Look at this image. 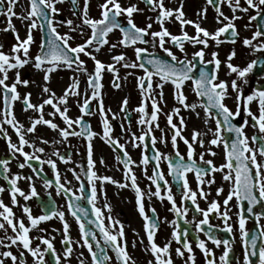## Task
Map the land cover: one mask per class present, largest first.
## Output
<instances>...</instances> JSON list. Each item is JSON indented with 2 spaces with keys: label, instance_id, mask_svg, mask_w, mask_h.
<instances>
[{
  "label": "snow or ice",
  "instance_id": "1",
  "mask_svg": "<svg viewBox=\"0 0 264 264\" xmlns=\"http://www.w3.org/2000/svg\"><path fill=\"white\" fill-rule=\"evenodd\" d=\"M5 0H0V14H3L8 18V23L4 31H11L14 36L16 43L11 46L10 52L6 53L0 50V99L3 101V108L0 109V125H8L15 132L18 143H13L11 138L8 136L6 129L0 126V134L7 141V148L12 158H15L16 154L23 157V162L17 164V167L23 169L25 167L31 168L32 165L29 163L31 160L40 161V157L35 153H43L42 147H37L34 142H30L25 138L26 133H34L38 125H45L49 129L57 131L63 141H66L69 136H80L88 141L87 145V171L85 173L87 179L88 193L86 197L83 195L84 185L81 184L80 188L77 189L81 195H70L68 198L67 211L74 217L77 225L79 226V240L75 243L78 247L87 249L88 254L91 258V264H110L111 257L108 256L106 249L111 248L115 253L117 264H135L129 256L124 241V228L118 220H113L111 216L107 217L108 226H105L104 217L101 210L95 207V201L98 197L97 181H99L100 188L99 194H104L103 185L105 182L115 184L119 188L129 187L128 183H121L113 180L109 176H98L94 171L95 161L92 158V144L91 140L94 136L98 135L91 131L90 127L82 119L84 115L92 114L91 101L96 100L98 102V113L100 116L101 125L103 128L100 139L104 143L113 147V151L118 148L123 153V158L119 154L116 155V160L123 164V172L125 181H130V187L135 193V204L136 209L143 219V229L147 236L146 251H150L154 258L155 264H173L170 256V244L171 240H175L180 247L176 248V255L184 257L187 252L185 264H194V253L192 243L188 239L189 229L185 228L183 232H178L179 225L175 220L168 222L172 225L171 240L164 243L163 246L157 245L154 240L155 233L159 226V219L149 217L145 213L143 204V197L145 193L141 191L136 182V176L132 172L130 165L134 163L128 156L124 145L119 144L117 140L111 136L112 128L106 117L105 109L102 105L101 88H102V73L108 71L113 74V87L119 88L118 83L119 77L115 63H122L125 68H140L143 71L142 76L136 77V84L140 91L141 101L140 104L134 111L140 115L137 120V124L145 126L141 128L140 135L135 133L131 134L130 142L132 147L143 145L145 138L149 137L153 146V155L151 159L155 161L152 175L148 176L147 179L151 185L155 186V191L149 189L147 195L149 197L155 196L157 199L163 201L167 200L171 205L169 211L174 213L181 219L184 218L185 214L189 211L184 206L185 201H190L192 210L195 213L202 215V219L195 220L193 218L195 232L193 233V243L195 248L199 249L204 255L205 264H216L213 258L212 249L208 248L206 241L199 238V233L204 232L213 245L219 248L223 245V252L219 256V264H231L229 253L232 247L231 242L228 239H220L212 234V225L209 224L210 214L215 213L223 224L221 229L224 232L231 234L233 232V225L229 222L231 216L229 215V204L230 201L235 199L236 207H241V202H247L246 211L249 216H254L257 221V232L249 233L246 228L247 216L242 211L237 212L236 224L239 230L240 239L244 247L243 264H253L251 258L258 257L256 264H264V225L260 224L259 221L264 217V213L256 212L254 206L257 204H264V90H253L251 94L247 96L242 95V92L237 83V79L244 80L247 73H249L257 61L253 60L249 62L245 67L240 68L231 63V60L235 56V50L229 52L226 60L223 62L226 68V74H235L237 79H233L230 82V87L233 93H235L236 110L232 111L226 104L225 100L230 98L229 94V82L219 79L218 71L221 65V60L218 58V53L213 51L211 53V60H205V49L209 47V40L214 41L219 45L222 41L220 39L222 34L229 33L234 39L238 37L234 21L240 19L235 13L237 10L240 12H248L249 9H254L256 15L249 16V21L257 19L261 16L262 10H264V0H244L246 7H241V0H206V4L212 5L216 12V21L221 26L216 28L214 32H209L207 29L200 26L199 23L186 19L183 12V0L178 7L166 8L164 6V0H144V3L149 7L150 11L157 13L155 22L159 25L158 31H150L152 23L149 22L145 27H138L133 21V14L138 11H142L137 7L136 4L123 7L119 0H103L98 5L99 7V19H93L88 16L89 0H83V8L81 11H73V15L81 21V25L86 26L90 29V35L83 43L71 46L69 41L73 39L70 32L81 28V25L73 26L71 19L65 21H57L55 17L59 13V9L56 7L58 3H63V0H28V6L24 9L26 14L18 15L15 13L14 8L18 3V0H7V7H4ZM70 3L75 6L77 0H70ZM227 3L228 7L232 9L231 17L224 15L221 10V4ZM206 8H202L198 11L197 15L201 19L206 17ZM126 17V25L119 21V17ZM12 17L20 21H28L26 25L27 34L25 38L21 39L19 34L16 32L13 24L11 23ZM151 21V18H149ZM175 20L180 25V34L174 35L165 28L164 24L166 21ZM38 21H43V24L39 25L42 29L44 25L47 27V37L41 38L40 49L35 56L29 55V48L33 42L32 30L38 27ZM63 23L69 27V31L60 34L57 31L56 24ZM185 25H191L195 29V35L190 36L185 30ZM247 27V25L245 26ZM114 29H118L121 33V38L117 44H112L111 48L117 46H135L137 43L148 44L150 41L145 37H152V46L155 48L157 45L162 49L168 57L171 58V62L159 59L155 56L145 58L142 56L143 53L147 52V49L141 47H134V53L136 60L129 63L125 55L120 53L111 57L114 63L104 64L100 60L96 59L91 52L88 51L92 48L94 51H100L101 47L108 44L107 36ZM81 35L83 36V29L81 28ZM264 36V18L261 19L260 25L257 30L252 33L251 38H244L242 44L245 47H250L255 51H264V43H253L257 41L258 37ZM188 42L193 45H202L200 49L192 53L193 60H188L185 56L184 59H179L169 48L165 47L166 43H171L175 48L179 49L180 52H184V43ZM3 45L0 44V49ZM89 57L94 63V70L88 74V87L91 89V94L86 95L82 103H78L79 111L81 116L75 119L70 118L67 107V100L69 96H78L79 92L78 84L79 81L75 77H71L72 82L64 89L63 95L56 97L55 93L47 86V82L50 80V73L56 71L59 68H66L75 72H85L88 70L85 67V61L80 59V55ZM199 60L202 65L199 68V75L195 77L192 75L193 69L196 68L195 61ZM31 64L36 70L43 72L44 85L42 86V93L46 94V98L42 99L40 104H33L30 100L31 93H24L23 96L18 91V85L27 87L30 83L27 79H21L20 69L25 65ZM210 64L214 65L211 71H206L203 65ZM149 65L150 67H147ZM10 71H14V78L11 83H8ZM131 75V73H129ZM156 77L155 83L153 78ZM186 81H191V89L195 95L200 98L199 106L203 108L204 115L206 117L205 123L208 119L215 120V129H209L213 133V138L208 140L207 143L210 146H217L221 143L224 145V163L216 166L212 160L204 159V152H201L200 161L206 165V167H199L193 160L195 153V145L199 144L201 148L204 147L205 141L200 138L201 133L193 130L191 134V140L185 138L182 135V131L185 127L183 118H180L179 126L173 122L174 116H179L180 108L173 107L172 110L166 113L167 125L170 130V140L173 150L177 149L178 138L183 141L186 145L187 162L184 157L181 156L179 151L175 152L177 157L175 163L169 162L168 174L173 177L181 185V204L177 207L175 199L170 191L168 182L165 180L164 174L159 170L161 159L164 161H170L168 154L161 153L155 149L156 137L152 133L153 126L159 128L158 113L161 111L158 106L163 103V88L165 84H171L173 89V97L177 103L184 109H190L195 112L197 116L199 113L196 112L198 105L196 103H186V96L183 93V85ZM246 82V80H245ZM157 90H159L157 92ZM145 100H151V113L150 116L145 112ZM20 101L22 104V111L27 112L32 110L36 113H41L37 118H29L30 124L25 128L15 117L13 112V103ZM256 102L258 106V115L253 113L250 109V104ZM128 101L125 98L120 105L122 112H126V105ZM45 105L51 106L53 111L49 112L48 115L55 117L59 115L66 127L60 128L51 119H45L43 116V108ZM63 106V108H61ZM110 111V110H109ZM243 112L242 121L237 124L233 120L241 115ZM251 118L252 126L258 129L259 135H254L252 144L249 145V138L245 135L244 129L249 124ZM116 115L113 114V119ZM130 122V121H129ZM79 128L76 131L73 126ZM123 131V125H121ZM130 132L131 129L129 128ZM161 131L160 143H165L163 129ZM222 132L229 133L230 135L225 138L222 136ZM234 134V135H233ZM40 142L47 144L48 141L40 138ZM61 141H57L60 143ZM25 146L33 149L32 153L24 151ZM209 155H216L212 151L211 147L207 150ZM53 156L59 158L63 163H68L71 160L70 154H61L58 150L53 151ZM260 157L258 160L257 157ZM49 165L53 176L55 177V188L57 194L65 193L70 194L72 190L65 187L66 184L70 183L67 178L64 182H61V177L57 171L56 162L51 158L40 161ZM103 163V159L100 161ZM149 158L142 153L140 164L147 165ZM8 159H0V176L6 181L8 188V194L10 196L11 204L13 206L18 205L17 196L23 198L24 201H28L31 197H35L37 192L35 187L31 184L32 177H24L20 174L8 175L10 169L8 167ZM227 170V171H225ZM35 171V169H33ZM42 171V169H41ZM72 171V169H69ZM215 172H221L222 179L229 182V190L227 195L222 201L223 210H221V203L216 199L211 200L206 208H201L198 203V199H207L208 193H206L202 185H212L215 183V178L212 176ZM187 173L195 174L196 190L190 187L187 179ZM73 176L79 181L80 176L73 171ZM211 176V178H206ZM25 179L29 181V191L25 193L19 186L18 180ZM160 182H163L161 184ZM45 187H50L52 182L46 178L43 179ZM6 189L0 186V192H4ZM223 192L222 187L216 189V195L219 196ZM86 199L89 205H92V215L95 220H89L88 223L93 225L95 229H98L100 238L103 240V246L97 239V235L92 228H85L82 219H86L88 213L84 207L78 202ZM22 209V213L26 216L28 225L26 226L22 219L16 218L12 211V208L5 205L3 201H0V229L5 232L4 237L0 238V247L4 249H10L12 246H16L18 254H14L11 250L0 251V264H5L6 260H10L11 264H26L25 253L31 255L34 259L35 264H46L45 253H51L55 259L56 264H60V258L57 256L51 240L39 237L40 242L44 245L43 248L40 245L35 247L31 246L32 240L29 236L31 229L36 228L39 223L47 221L53 217L60 220L63 226V238L61 244L64 246L63 256L65 264H67L68 257L73 252V241L71 239L69 229L70 225L65 219V213L63 211H57L53 206L50 212H46L43 215L33 217L30 208L27 205H18ZM47 205H45L46 207ZM105 208L109 209L110 205L105 203ZM155 213V209H150ZM185 223H190L185 221ZM207 225V230L203 226ZM116 226H119L118 228ZM11 229L12 235H8V229ZM111 229V230H110ZM43 231V229H40ZM7 241V243H5ZM135 246V245H133ZM99 249V252L96 251ZM83 257V253L80 254ZM79 264H85V260L82 258L79 260ZM148 264H153V261H148Z\"/></svg>",
  "mask_w": 264,
  "mask_h": 264
},
{
  "label": "flooded vegetation",
  "instance_id": "2",
  "mask_svg": "<svg viewBox=\"0 0 264 264\" xmlns=\"http://www.w3.org/2000/svg\"><path fill=\"white\" fill-rule=\"evenodd\" d=\"M226 3L221 4V8L225 7ZM4 7H7V0L4 2ZM212 11L215 12V9L212 5H209ZM241 7H246L244 4V0H241ZM147 8V7H146ZM71 10V9H70ZM149 10V9H148ZM15 13H18V9L14 8ZM81 11V6L79 5V1L77 4V12ZM256 12L254 9H249L248 12L245 13V17L247 16H254ZM71 17H73V26L81 25V21L77 18V16L73 15V11L71 10ZM12 17L11 23L15 25H19L17 19H13ZM258 18H264V10L261 12V16H258L257 19L249 21V25L252 27V30L255 32L257 30L256 21ZM67 19L59 18L58 21H65ZM8 23V18L5 17L3 14H0V44L3 45V48L0 49L6 53L10 52L11 46L16 43L15 36L11 31H4ZM64 25L63 23H60ZM5 26V27H4ZM57 28V27H56ZM81 28L83 29V36L81 35ZM81 28H76L75 31L70 32L69 35L73 37L72 40L69 41L71 46H76L77 44L83 43L85 39H87L88 35H90V29L86 26L81 25ZM35 32H32L33 42L29 48V55L35 56L40 49V42L43 36L41 29L35 28ZM57 31L60 34H64L69 31V27L66 29L57 28ZM20 38H25L27 32L16 31ZM238 32V31H237ZM239 33L238 37L235 40V43H232L235 47L239 43ZM264 43V36L258 37L257 41H253V43ZM193 44L185 42L184 47L191 46ZM195 46V45H193ZM165 47L169 48L173 51H180L179 49L172 46L171 43H166ZM233 49V48H232ZM190 49L186 48L187 52ZM246 55L252 59L249 60H259V58L263 59L264 61V51H253L252 48L246 47L245 49ZM92 55H96L95 51L92 48L88 49ZM157 55H166L163 51L157 50L155 52ZM188 54V53H186ZM96 57V56H95ZM179 59H184L185 57L177 56ZM170 58V57H169ZM80 59L85 61V67L87 68L88 72H75L73 70H69L66 68H59L56 71L50 73V80L47 82V86L51 89L52 92L55 93L56 97L63 95L64 89L72 82L70 79L71 77H75L78 81V89L79 92L78 96H69L67 100V107L68 113L67 115L75 119L78 116H81L79 111L78 103H82L83 99L86 95L91 94V89L88 87V74L94 70V63L93 61L83 54L80 55ZM97 59V58H96ZM103 59V58H100ZM171 59V58H170ZM188 60H193L192 56L187 58ZM210 58L207 57L205 60H209ZM199 62V60H196ZM195 61V62H196ZM206 65V64H205ZM110 73V72H109ZM9 80L8 83L12 82L14 78V71H10L8 73ZM110 75L113 74L110 73ZM138 73L132 72L131 75L122 76L119 78L118 83L120 85L119 88L113 87L115 83L113 78L111 77V81H106L104 75L102 73V88L100 90L103 108L105 109L106 117L111 125L112 132L111 136L113 139L117 140L119 144H123L128 156L131 158L134 163L130 165L132 172L136 176V182L139 188L143 193H145L143 197V204L145 208V213L149 217H154L159 219V226L155 233L154 240L159 246H163L164 243L169 242L171 240V231L172 225L168 222L175 220L179 225L177 231L183 232L185 228L189 229L188 239L190 243H192L193 253H194V264H205L204 255L200 252L199 249L195 248V244L193 243V233L195 232V226L193 218L195 220L202 219V215L195 213L192 210V205L190 201H185L184 206L189 209V211L185 214L184 218L181 219L180 217L176 216L174 213L169 211L171 205L165 199L163 201L157 199L155 196L149 197L147 193L149 189L155 191V186L151 185L150 181L147 179L148 176L152 175V170L155 164L154 162H150L147 165H141L140 159L142 153L148 157L149 149L151 148L153 152V146L151 143V139L149 137L145 138V142L143 145H139L137 147H132L130 142L131 134L135 133L137 136L140 135L141 128L145 126H141L137 124V120L139 117V113L134 111L140 104V101L135 99L132 96L133 90L139 91V88L136 84V77ZM194 76V75H193ZM20 77L21 79H27L30 81L27 87L23 85H18V91L23 96L24 93H31L30 100L33 104H40L43 98H46V94H43L41 89L44 85L43 81V72L36 70L32 67L31 64L25 65L23 68L20 69ZM156 78V77H154ZM153 78V79H154ZM158 79V78H156ZM246 80V82H245ZM239 88L242 92V95L247 96L251 94L252 91L255 90H264V68H260L258 70L253 69L247 73L244 80L238 79ZM170 87L171 91L172 85L165 84ZM184 85L189 87L190 92L193 96L196 97L195 93L191 89V81H186ZM127 98V105H126V112H122L120 109L121 102ZM200 102V101H199ZM92 106V114L91 115H84L82 117L83 121L87 123L90 127L91 131L97 133L98 135L94 136L91 140L92 144V158L95 161L94 171L97 173L98 176H109L113 180L121 182V183H128L129 187L126 188H119L115 184L105 182L103 185L104 194H99L100 184L97 181V189H98V197L95 201V207L101 210V213L104 217L105 226H108L107 217L111 216L113 220H118L123 225L124 228V241L123 243L126 246V250L131 257V260L135 262V264H148V261L152 260L153 264H155L154 258L151 255L150 251H146L145 248L147 246V236L143 229V219L140 217L135 204V193L134 190L130 187V181H125L124 179V172H123V164L119 163L116 160V155L119 154L121 158H123V153L117 148L116 151H113V147H110L108 144L104 143L103 140L100 139V134L103 132V128L100 121V116L98 113V102L93 100L90 102ZM3 108V101L0 99V109ZM63 108V106H61ZM250 109L253 113L258 115V106L256 102H252L250 104ZM110 110V111H109ZM53 111L51 106L45 105L43 108V116L45 119H51L54 123H56L60 128L66 127L63 121L60 119L59 115L55 117L49 116L48 113ZM13 112L16 119L26 127L30 124V117L37 118L41 113L33 112L32 110H28L27 112L22 111V104L20 101H16L13 103ZM113 114L116 115V118L113 119ZM241 116L243 119V112L241 111ZM159 121L161 122V129L165 130L167 133V138L171 143L170 140V130L167 125L166 117L161 115L159 116ZM249 124L251 128L252 135L254 133H258V129L255 130L250 125L251 118L249 117ZM130 121V122H129ZM173 122L179 126L178 120L173 119ZM121 125H123L124 130H121ZM3 126L8 136L11 138L13 143H18V138L12 128L8 125H0ZM76 131H79V128L75 125L73 126ZM131 129L129 132L128 129ZM152 133L155 136V130L152 128ZM259 134V133H258ZM251 135V136H252ZM47 140L48 143L44 144L40 142V138ZM156 137V136H155ZM25 138L28 139L30 142H34L37 147H42L44 149L43 153H35V155L40 157V161L47 160L51 158L56 162L57 171L61 177V182H64V179L70 182L65 185V187L70 188L72 192L70 194L60 193L57 194L55 188V177L53 176L49 165L46 163H41L37 160H31L29 163L32 165L31 168L25 167L20 169L17 167V164L23 162V157H20L19 154H16L15 158H12L8 148H7V141L3 138V135L0 134V159H8L9 164L8 167L10 169L8 175L11 176L12 174H20L24 177L31 176V184L35 187L37 195L35 197H31L28 201H24L22 197L17 196L18 205H27L30 208L31 214L33 217L43 215L46 212H50L53 208L57 211H63L65 213V219L70 225L69 233L71 236L73 243V252L70 257L67 259V264H79L80 259L85 260V264H91V258L88 254L87 249L78 247L75 243L79 240V226L77 225L74 217H72L67 211L68 205V198L70 195H81L77 189L80 188V185H84V192L83 195L86 197L88 193L87 189V179H86V171H87V145L88 141L85 140L83 137L80 136H69L66 141H63L62 138L59 136L57 131L49 129L45 125H38L34 133H26ZM57 141H61L57 143ZM155 149L159 150L161 153L163 151V143H160L159 140L156 138ZM179 145V140L177 141V147ZM59 151L61 154H70L71 160L68 163H63L59 160L58 157L53 156V151ZM24 151L32 153L33 149L30 147L25 146ZM224 157V155H222ZM216 157L218 156H210ZM259 160V156L257 157ZM101 159H103V163H101ZM205 159V157H204ZM187 162V159H185ZM196 162V165L199 167H206L201 161L200 158H193ZM208 160V159H205ZM176 160L164 161L161 159L160 161V171L164 174L165 180L168 182L170 191L175 199L177 207H180L181 204V185L180 182H177L173 179L172 176L168 174V164L169 162L175 163ZM214 165L219 166L221 163L212 161ZM225 161H223L224 163ZM35 169V171H33ZM42 169V171H41ZM72 169V171H69ZM73 171L80 176V180L78 181L73 176ZM227 171V170H225ZM187 179L190 184V187L193 190H196V181H195V174L194 173H187ZM221 172H215L212 174L215 178V183L212 185H202L204 191L208 193L207 199H198L199 206L201 208H206L208 203L216 199L218 202L221 203V210H223L222 201L224 197L227 195L229 190V182H226L222 179ZM46 178L52 182L50 187H45L43 183V179ZM211 178V176L206 177ZM18 186L27 193L29 191L28 185L29 181L25 179L18 180ZM163 184V182H160ZM0 186L4 187L6 190L4 192H0V201L10 208L14 213L16 218L22 219L25 225H28V221L26 216L22 213V209L17 205L13 206L11 204L10 196L8 194L7 188L8 185L6 181L0 176ZM218 187L223 188V192L217 196L216 189ZM82 207H84L88 213L86 219H82V222L85 225V228H92V230L97 235V239L99 240L100 244L103 246V240L100 238L98 229H95L93 225L88 223L89 220H95V217L92 215V205L87 203L86 199H83L78 202ZM105 203L110 205L109 209L105 208ZM45 205H47L45 207ZM229 215L231 216V220L229 221L233 225V232L231 234L222 231L223 224L219 218L215 215V213L210 214L209 216V224L212 225V234L215 235L217 238L220 239H228L231 244V250L229 253L230 262L231 264H243V254H244V247L242 245L239 230L236 224L237 220V212L242 211L245 216L248 217L246 220L245 228L249 233L257 232V221L255 220L254 216H249L246 211L247 202L242 201L241 207L238 209L236 207V201L233 199L230 201L229 204ZM150 209H155V213L153 214ZM254 210L256 212L264 213V204H257L254 206ZM2 211V209H0ZM188 221L190 223H185ZM260 224L264 225V217H262L259 221ZM117 228L119 226H116ZM205 230H207L208 226H203ZM43 229V231H40ZM111 230V229H110ZM5 232L3 229H0V238L4 237ZM8 235H12L11 229H8ZM199 238L206 241V245L208 248L212 249L213 251V258L216 261V264H219V256L223 252V245L217 248L213 245L210 241H208L207 237L204 235V232H200ZM29 236L32 240L31 246L35 247L36 245H40L41 248L44 245L41 244L39 237H44L51 240L54 250L57 256L60 258V264H65L63 250L64 246L61 244V240L63 238V226L60 220L56 217H53L47 221H43L39 223V225L31 229L29 232ZM7 243V241H5ZM135 245V246H133ZM180 247L179 244L176 243L175 240H171L170 244V256L173 261V264H185V260L187 257V252H185L184 257H179L176 255V248ZM11 250L14 254H18V249L16 246H12L10 249H4L0 247V251ZM99 252V249H96ZM108 256L111 257L110 264H117V260L115 257V253L112 251L111 248L106 249ZM81 253H83V257H81ZM253 264H256L258 261V257L251 258ZM25 262L26 264H35L34 259L31 257L30 254L27 252L25 253ZM45 262L46 264H56L55 259L52 257L51 253H45ZM5 264H11L10 260H6Z\"/></svg>",
  "mask_w": 264,
  "mask_h": 264
},
{
  "label": "rangeland",
  "instance_id": "3",
  "mask_svg": "<svg viewBox=\"0 0 264 264\" xmlns=\"http://www.w3.org/2000/svg\"><path fill=\"white\" fill-rule=\"evenodd\" d=\"M78 1H79V5L81 6V10H82L83 0H78ZM179 1L180 2H173L172 0H164V6L166 8H175V7H178L180 5L181 0H179ZM102 2H103V0H89L88 16L90 18L99 19V7H98V5ZM119 2L121 3V5L123 7H128L129 5L136 4L137 7L142 10V11L135 12L133 14V21L138 27L143 28L149 22H151L152 28L150 29V31H158L159 30V25L155 22V17L157 15L156 12L148 10L144 6V4L139 2L138 0H119ZM27 6H28V0H18L17 5L15 6V8L19 10L17 14L18 15L26 14L24 9H26ZM56 7L59 9V13L55 17V19L57 21L59 18H64L67 20L71 19L73 21L74 18L71 17V10H70V7L68 6V3L66 0H63V3H58L56 5ZM202 8L207 9L206 17L203 19H201L197 15L198 11ZM182 10L185 14L186 19H189V20H192V21L199 23L201 27L207 29L209 32H214L216 28L221 26L216 21V12L211 10L209 5L206 4V0H183V9ZM221 10L223 11L224 15H226V16L231 17V15L233 14L232 9H230L228 7L227 3L225 5V7L221 8ZM235 14L237 16L241 17L240 19L234 21L236 31H238V33H239V40H238L239 43L237 44V46L235 47L233 44L225 42L222 38V35H223L222 34L220 37L222 42L219 45H217L214 41L209 40V47L207 49H205V57H204V59L209 57L210 58L209 60H211V53L213 51L218 53V58L222 62L220 65L219 71H218L219 79L229 82V89L228 90H229L230 98L226 99L224 102L234 112L236 110L235 93H233L231 90L230 82L233 79H237V77L235 76V74H231V75L226 74V68H225L223 62L226 60L229 52L234 49L235 50V56L231 60V63L235 66L240 67V68L245 67L249 63V60L252 58H250L246 55V52L244 50L246 47L242 44V41L244 38H251L252 33L254 32L252 30V27L249 25L248 16L246 18L244 12H240L239 10H237ZM149 18H151V21L149 20ZM13 19H16V18L14 17ZM118 19L121 20L122 24L126 23V17L125 16L122 15ZM17 21L19 22V25L13 24L16 31L27 32L26 25H27L28 21L22 22L18 19H17ZM246 25H247V27H245ZM164 26H165V28L168 29V31L170 33H172L174 35L180 34V25L177 21H175V20L166 21ZM56 27L61 28V29H66V27H68V26L65 24L62 25L60 23H57ZM38 28H39V25H38ZM35 30L36 29H33L32 32H35ZM184 30L190 36L195 35V29L191 25H185ZM120 38H121V34L117 30H113L111 33H109L107 36L108 44L102 46L100 51H98V52L95 51L96 58L98 60H100L101 62H103L104 64H109V63H114L111 59L112 56L123 53L125 55L126 60L129 63H131V62L136 60L135 53H134V47H141V48L147 49V52H146L147 54H153L157 50L162 51V49L158 45L155 48H153L152 43H151V41H152L151 36H148V40L150 42L148 44H142V46L139 44H136L134 47L132 46L131 48H125L123 46H117L116 48H111V45L117 44ZM201 47H203V46L202 45H195V46L191 45L188 47H184V52L173 51V50H171V51L176 56H180V57L186 56L187 58H189V56H192L193 52L197 51ZM186 48L190 49V53H189V50L187 52H185ZM186 53H188V54H186ZM100 58H103V59H100ZM115 67H116L117 75L119 78L122 76H125V78H126V76L132 72L138 73V76L143 75V71L140 68H135V69L125 68L122 66V63H115ZM103 75H104V78L106 79V81H111L112 75H110V73L108 71H106V70L103 71ZM153 81L155 83L156 78H154ZM237 83H238V79H237ZM182 90H183L184 95L187 98L186 103H188V104L196 103L198 105V107L196 108V112L199 113V116H197L196 113L191 111L190 109H184L182 106H180L173 97V94H172L173 90L171 91L170 87H168V85H165L163 88V100H164V102L160 103L158 105L161 109V111L158 113V118L161 115V113L163 114L164 117H166V113L170 112L173 107H179L180 108L179 116H174V118L178 120V123L180 121V118L184 119L185 127L182 131V135L185 138L191 140V134H192L193 130H196L197 132L202 134V136L200 138H202L205 141L203 148H201L199 146V144H196L194 146L195 147V153H194L193 158H200L199 154L201 152H204L205 153V155H204L205 159L212 160L216 163L219 162V163L223 164V161H224V157L222 156V155H224L223 143H221L217 146H210L207 143L208 140L213 138V133L210 132L209 129H213V130L215 129V127H216L215 120L208 119V122L205 123L204 121H205L206 117L204 115L203 108L199 106V104H200L199 100L198 99L196 100V98L190 92L189 87L187 85H183ZM158 91L159 90H157V92ZM132 96H134L135 99L141 101L140 91L133 90ZM145 112L150 116L151 100H145ZM198 117L202 118L201 119L202 126L199 123ZM157 123L159 124V128H156L153 126V129L155 130L156 138L158 140H160L161 122L159 121V119L157 120ZM191 125H194L192 128L193 130L190 128ZM244 131H245V135L249 138V145L254 147L255 145L252 144V139H251L252 138V136H251L252 132H251L250 126H246ZM163 132H164V138L166 141L165 143H163L164 154H168L169 156H171V154L175 153L176 151H179L181 156H183L185 159H187L186 145H184L183 141H180L178 138L179 145H178L176 150H173L171 143L167 138L166 131L163 130ZM222 136H223V132H222ZM209 147H211L212 151L216 153V155H214V156H218V158H216V157L210 158V156H213V155H209L206 151Z\"/></svg>",
  "mask_w": 264,
  "mask_h": 264
},
{
  "label": "water",
  "instance_id": "4",
  "mask_svg": "<svg viewBox=\"0 0 264 264\" xmlns=\"http://www.w3.org/2000/svg\"><path fill=\"white\" fill-rule=\"evenodd\" d=\"M141 1L144 3V0H141ZM68 2H69V4H70V6H72V9L76 11L77 6H76V5L73 6V5L70 3V0H68ZM260 21H261V19L258 18V20H257V27L260 25ZM41 24H43V21H40V25H41ZM41 29H42V28H41ZM42 33H43L44 38L46 39V37H47V27H46V25H44V27H43V29H42ZM145 39H146V37H145ZM233 39H234V38L231 37L230 32L225 34V40H226V41L232 42ZM235 40H236V38H235ZM140 44H142V43H140ZM129 47H131V46H129ZM142 56H144L146 59L152 57V56L147 55V54H145V53H143ZM153 56H155V57H157V58H159V59H162V60H166V61L171 62L170 60L167 59L166 56H163V57H162V56H157V55H153ZM195 63H196V68L193 70L192 74H193L195 77H198V75H199V68L201 67V65H200L197 61H196ZM146 66H147V67H150L149 65H146ZM203 67L205 68L206 71H211V68L213 67V65H206V66H203ZM260 68H264V61H263V59H261V58H259V60H257V63L254 65V70H258V69H260ZM241 121H242V120H240V117H236V118L233 120V122H234V123H237V124H239ZM251 126H252V121H251ZM229 135H230L229 133H225V132H224L223 137L227 138ZM233 135H234V134H233ZM223 146H224V145H223ZM149 152H150V153H149V156H148L149 161H150V162H154V161L151 159V157H152V155H153V152H151V149H149ZM176 159H177V158H175L174 156L172 157V160H176Z\"/></svg>",
  "mask_w": 264,
  "mask_h": 264
},
{
  "label": "bare ground",
  "instance_id": "5",
  "mask_svg": "<svg viewBox=\"0 0 264 264\" xmlns=\"http://www.w3.org/2000/svg\"><path fill=\"white\" fill-rule=\"evenodd\" d=\"M172 1H173V2H180L179 0H172ZM198 118H199V119H198V120H199V123H200V125L202 126V124H201V122H202L201 119H202V118H201V117H198ZM193 126H194V125H191L190 128L192 129ZM192 130H193V129H192Z\"/></svg>",
  "mask_w": 264,
  "mask_h": 264
}]
</instances>
